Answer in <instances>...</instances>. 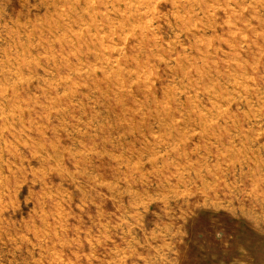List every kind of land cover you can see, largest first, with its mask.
<instances>
[{
	"label": "rangeland",
	"instance_id": "1",
	"mask_svg": "<svg viewBox=\"0 0 264 264\" xmlns=\"http://www.w3.org/2000/svg\"><path fill=\"white\" fill-rule=\"evenodd\" d=\"M0 264H264V0H0Z\"/></svg>",
	"mask_w": 264,
	"mask_h": 264
}]
</instances>
